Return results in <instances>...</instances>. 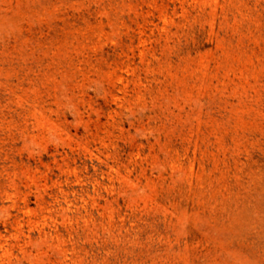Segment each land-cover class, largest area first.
I'll return each instance as SVG.
<instances>
[{"label": "rangeland", "instance_id": "obj_1", "mask_svg": "<svg viewBox=\"0 0 264 264\" xmlns=\"http://www.w3.org/2000/svg\"><path fill=\"white\" fill-rule=\"evenodd\" d=\"M0 264H264V0H0Z\"/></svg>", "mask_w": 264, "mask_h": 264}]
</instances>
